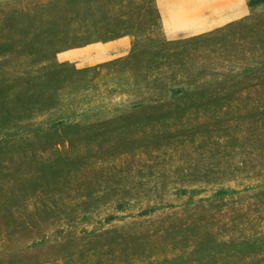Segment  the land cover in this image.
Wrapping results in <instances>:
<instances>
[{"label":"rangeland","instance_id":"1","mask_svg":"<svg viewBox=\"0 0 264 264\" xmlns=\"http://www.w3.org/2000/svg\"><path fill=\"white\" fill-rule=\"evenodd\" d=\"M157 1L0 0V264H264V0Z\"/></svg>","mask_w":264,"mask_h":264},{"label":"crops","instance_id":"2","mask_svg":"<svg viewBox=\"0 0 264 264\" xmlns=\"http://www.w3.org/2000/svg\"><path fill=\"white\" fill-rule=\"evenodd\" d=\"M160 30L168 40L196 35L235 22L245 11L241 0H158ZM125 37L109 40L108 53L127 47Z\"/></svg>","mask_w":264,"mask_h":264}]
</instances>
